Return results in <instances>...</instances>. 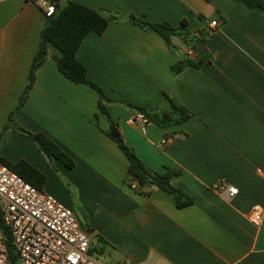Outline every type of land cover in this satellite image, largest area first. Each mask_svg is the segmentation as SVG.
Listing matches in <instances>:
<instances>
[{"label":"crops","instance_id":"1","mask_svg":"<svg viewBox=\"0 0 264 264\" xmlns=\"http://www.w3.org/2000/svg\"><path fill=\"white\" fill-rule=\"evenodd\" d=\"M74 1L112 15L104 32L84 37L77 58L108 98L119 134L153 170L176 169L172 183L193 202L179 207L163 189L144 195L127 183L129 160L108 134L98 91L59 69L54 56L62 52L52 43L16 121L46 134L75 165L49 158L16 129L0 154L45 175L42 190L76 212L101 264H264V7L239 0ZM131 15L172 26L185 20L195 55L181 35H171L169 45ZM46 20L38 0H0V133L29 82ZM201 55L211 62L172 69ZM168 96L189 117L166 127L131 122L140 107L168 109ZM227 185L238 192L231 195ZM257 204L260 225L249 219Z\"/></svg>","mask_w":264,"mask_h":264},{"label":"trees","instance_id":"2","mask_svg":"<svg viewBox=\"0 0 264 264\" xmlns=\"http://www.w3.org/2000/svg\"><path fill=\"white\" fill-rule=\"evenodd\" d=\"M239 1L244 2L251 8L264 7V0ZM53 2L55 5V11L51 16H47L41 34L40 48L31 66L29 82L17 104L13 108L6 126L0 133V146L4 143L8 131L10 129H16L36 142L40 151L49 158H57L67 167L72 168L75 165L73 158H71L46 134L42 132H32L20 126L16 121V114L26 101L36 81L37 70L49 54L48 45L49 43H52L62 52L61 56H54L59 69L74 82L89 84L98 91L100 112L110 122V130L116 127V124L113 122L108 111V98L100 86L87 77L86 66L77 58V51L84 37L92 31L96 33L104 32L112 15L101 8L91 7L74 0H53ZM130 19L133 23L140 25L144 29H153L157 31L162 37H164L169 45L171 44V35H181L184 41L189 44L192 47L191 49L195 52L193 44L194 38L190 30L187 29L185 20L179 26H172L163 22H148L135 15H131ZM211 60L212 57L210 55H201L200 59L197 61L192 60L191 58H185L172 65V69L178 72L186 65L197 66L205 62H211ZM168 103L169 108L166 110H149L142 107L138 109L145 114L148 122H153L163 127L174 123H180L189 117L190 111L184 105L169 96ZM109 133L110 132L108 131V134ZM114 141L129 160L126 181L129 185H135V188L139 193L148 195L152 188H160L172 194L179 207L186 206L193 202V199L182 187L175 186L172 183V177L179 173L176 169L166 166L163 171L153 170L138 156L135 149L125 142L120 134L117 139H114ZM0 162L9 166L12 170L16 171L39 189H42L45 175L32 166L27 160L22 158L18 162L13 163L0 154ZM0 227L7 239V246L11 260L13 264H16V253L11 241L10 230L2 221L1 212Z\"/></svg>","mask_w":264,"mask_h":264},{"label":"built area","instance_id":"3","mask_svg":"<svg viewBox=\"0 0 264 264\" xmlns=\"http://www.w3.org/2000/svg\"><path fill=\"white\" fill-rule=\"evenodd\" d=\"M46 16L55 11L53 0H38ZM217 20L211 22L212 26ZM189 56H194L192 49ZM132 123L145 126L148 120L137 111ZM168 140H163L166 144ZM231 195L238 192L227 185ZM0 212L9 227L11 241L21 264H101L91 253L92 235L79 221L75 211L51 193L39 189L0 162ZM263 207L254 205L249 219L260 225ZM0 264H13L7 239L0 227Z\"/></svg>","mask_w":264,"mask_h":264},{"label":"rangeland","instance_id":"4","mask_svg":"<svg viewBox=\"0 0 264 264\" xmlns=\"http://www.w3.org/2000/svg\"><path fill=\"white\" fill-rule=\"evenodd\" d=\"M7 135H8V133H7ZM76 203H78V204H76V209H79L80 208V206L82 207V204L81 203H79V202H76ZM76 213V212H75ZM77 215V214H76ZM83 216V215H82ZM78 217V216H77ZM80 221V220H79ZM84 226V225H83ZM85 227V226H84ZM94 255V254H93ZM99 261H103V256H102V254L100 253V252H96L95 253V255H94ZM16 264H21V262H20V260L17 258V260H16ZM108 264H110L109 262H108Z\"/></svg>","mask_w":264,"mask_h":264},{"label":"water","instance_id":"5","mask_svg":"<svg viewBox=\"0 0 264 264\" xmlns=\"http://www.w3.org/2000/svg\"><path fill=\"white\" fill-rule=\"evenodd\" d=\"M110 136L114 139H117L119 137L118 129L115 127L110 131Z\"/></svg>","mask_w":264,"mask_h":264}]
</instances>
